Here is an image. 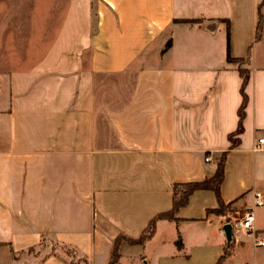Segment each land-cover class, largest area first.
Returning <instances> with one entry per match:
<instances>
[{"label": "crops", "instance_id": "crops-1", "mask_svg": "<svg viewBox=\"0 0 264 264\" xmlns=\"http://www.w3.org/2000/svg\"><path fill=\"white\" fill-rule=\"evenodd\" d=\"M20 24L38 31L21 38L26 64L0 69V264H108L118 234L170 209V183L211 177L225 150L227 213L196 190L145 242L120 241L116 264H264V0H0V56ZM226 26L247 72L230 149ZM245 210L249 232L232 225Z\"/></svg>", "mask_w": 264, "mask_h": 264}, {"label": "trees", "instance_id": "trees-1", "mask_svg": "<svg viewBox=\"0 0 264 264\" xmlns=\"http://www.w3.org/2000/svg\"><path fill=\"white\" fill-rule=\"evenodd\" d=\"M260 20L258 21L257 27L255 29L254 37L256 38L258 35V26H259ZM225 38H226V61L227 62H237L238 67L237 71L239 73V76L241 77V84L239 87V93L241 96L240 104L237 108V122L236 127L233 132L229 133L227 135V140L229 141V147L228 149L234 147L238 142V135L242 132V118H243V109L246 102V96L244 93V86L247 81V72L245 69H242L239 67V65L243 62L241 59H233L230 58L229 52H228V38H229V32L228 28L226 26L225 28ZM169 41L165 43V46H167ZM227 150L222 151L216 158H215V170L211 177L203 179L201 181H195V182H183V183H170L169 187L171 190V207L169 210L165 212H161L153 216L144 229L141 231V233L137 237H127L122 234H118L112 241V247L110 251L109 261L108 264H116L119 253H118V246L120 241L124 240L128 244H142L147 239L151 237V235L154 232V226L155 222L159 219H167V220H173L174 214L176 211L185 206L188 200V197L196 190H210L213 192L216 202H217V208L215 209H208L206 210V214L213 213L216 215H225L228 211L229 204L225 203L220 195V184L223 179V166L226 158ZM228 253L227 249L223 250L222 255H226ZM222 258V256L219 258V260ZM68 264H75L73 261H68ZM86 264V263H85Z\"/></svg>", "mask_w": 264, "mask_h": 264}, {"label": "rangeland", "instance_id": "rangeland-1", "mask_svg": "<svg viewBox=\"0 0 264 264\" xmlns=\"http://www.w3.org/2000/svg\"><path fill=\"white\" fill-rule=\"evenodd\" d=\"M25 16V19H27V14L24 15ZM18 36L17 37L18 39L15 40L13 43L11 42H8L7 40L4 41V49L1 51V56H0V69H7L11 66H17L18 64L20 66L26 64V62H23V63H18V62H22L23 60L21 59H24V61H26V57L23 58V53L25 54H28L29 53V50L28 48L26 47V43L28 45V43H30L29 41L28 42H25L23 39L22 36L26 35L27 37H29V33L30 35L33 33V32H37L38 31V26L36 25H28V24H20V26H18ZM7 33V32H6ZM4 37H7L6 34L4 35ZM13 44H16V47L17 49H15L16 47L13 45ZM19 50V51H18ZM18 53L21 55H18ZM13 54L15 55H18V56H13ZM5 76L6 74L4 73H0V91H5ZM240 217V215H235V219H238ZM233 219V221L235 220ZM44 240V239H43ZM51 242V245L48 244H44L47 248H51V250H55L57 249L59 246H57V244H54L53 241H50ZM65 260L66 261H73L74 262V259L70 258L69 256L65 257Z\"/></svg>", "mask_w": 264, "mask_h": 264}, {"label": "built area", "instance_id": "built-area-1", "mask_svg": "<svg viewBox=\"0 0 264 264\" xmlns=\"http://www.w3.org/2000/svg\"><path fill=\"white\" fill-rule=\"evenodd\" d=\"M264 143V137L257 138L256 140V146L255 148L260 147L261 144ZM210 159L209 156H204L203 160L208 161ZM262 204V197L260 192H254L253 193V205L259 206ZM253 221V214L251 210H245L242 215L238 218L232 221V225L238 229L243 230L244 232H249L251 230V225ZM259 245H264V241H259Z\"/></svg>", "mask_w": 264, "mask_h": 264}, {"label": "water", "instance_id": "water-1", "mask_svg": "<svg viewBox=\"0 0 264 264\" xmlns=\"http://www.w3.org/2000/svg\"><path fill=\"white\" fill-rule=\"evenodd\" d=\"M226 228H229V226H228V225H226Z\"/></svg>", "mask_w": 264, "mask_h": 264}]
</instances>
